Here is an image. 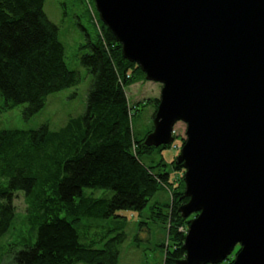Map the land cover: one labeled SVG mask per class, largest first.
<instances>
[{
  "label": "trees",
  "instance_id": "trees-1",
  "mask_svg": "<svg viewBox=\"0 0 264 264\" xmlns=\"http://www.w3.org/2000/svg\"><path fill=\"white\" fill-rule=\"evenodd\" d=\"M43 3L0 0L2 107L26 102V118L45 105L49 93L81 80L80 72L65 61L59 27L48 18ZM99 22L96 40L82 44L90 51L81 55V63L92 73L84 113L70 116L57 130L47 122L34 129L0 128V235L15 217L17 190L24 192L36 230L35 241L16 252L13 264H117L124 231L104 237L102 246L96 247L80 240L82 218L116 215L117 209L141 210L162 187L172 192L168 211H155L168 222L170 248L164 264L185 255L190 217L179 211L188 199L183 195V175L173 182L169 171L154 170L157 164L144 162V157L171 144L146 145L152 125L141 137L134 131L132 109L137 110V104L129 103L126 87L145 74L123 56L114 33L100 18ZM153 101L156 109L159 99ZM172 164L176 171H184L175 160ZM84 188L104 192L95 196Z\"/></svg>",
  "mask_w": 264,
  "mask_h": 264
},
{
  "label": "water",
  "instance_id": "water-1",
  "mask_svg": "<svg viewBox=\"0 0 264 264\" xmlns=\"http://www.w3.org/2000/svg\"><path fill=\"white\" fill-rule=\"evenodd\" d=\"M149 80L162 83L146 145L186 137L185 255L175 264H264V0H94Z\"/></svg>",
  "mask_w": 264,
  "mask_h": 264
},
{
  "label": "rangeland",
  "instance_id": "rangeland-1",
  "mask_svg": "<svg viewBox=\"0 0 264 264\" xmlns=\"http://www.w3.org/2000/svg\"><path fill=\"white\" fill-rule=\"evenodd\" d=\"M43 9L48 18L59 27V36L64 44L65 61L70 68L80 72L81 80L75 85L49 93L45 105L27 118L23 111L28 103H19L5 109L2 107L5 99L0 93V128L34 129L47 122L51 129L57 130L70 116H79L86 109L92 73L81 63L80 58L84 52L90 51L88 46L82 44L90 39L96 40L100 29V16L94 0H44ZM161 86L162 83L147 79L145 74V77L126 87L129 103L133 106L137 104V110L132 109L133 129L139 137L144 135L151 125L152 129L148 133L153 130V120L158 107L157 104L155 109L153 100L160 98ZM185 131L186 124L177 121L172 132L174 140L170 143L171 146L155 151L143 159L148 165L157 164L153 167L154 170L163 168L169 171L173 182L179 175L184 174V171L179 172L174 169L172 161L176 162L186 137ZM159 162L163 165H159ZM84 191L86 194L102 196L104 189L84 188ZM13 203L15 217L10 228L0 235V264H13L16 252L25 245L32 244L36 239V230L33 229L30 220L23 190L15 192ZM171 203V189L162 187L150 197L147 205L141 210L117 209L116 215L107 217L84 216L79 227L80 240L100 247L105 240L104 237L108 238L123 230L125 238L119 246L117 264H164L166 252L170 248L168 222L160 219L156 212L168 211V205ZM61 214L64 215L65 211ZM190 215L187 217L192 219L196 214ZM237 247L239 248V244ZM238 248L217 264H230Z\"/></svg>",
  "mask_w": 264,
  "mask_h": 264
},
{
  "label": "bare ground",
  "instance_id": "bare-ground-1",
  "mask_svg": "<svg viewBox=\"0 0 264 264\" xmlns=\"http://www.w3.org/2000/svg\"><path fill=\"white\" fill-rule=\"evenodd\" d=\"M95 3V2H94ZM102 21V20H101Z\"/></svg>",
  "mask_w": 264,
  "mask_h": 264
}]
</instances>
